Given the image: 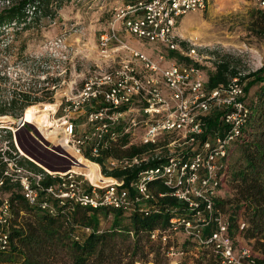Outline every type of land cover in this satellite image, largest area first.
<instances>
[{
    "label": "built area",
    "instance_id": "obj_1",
    "mask_svg": "<svg viewBox=\"0 0 264 264\" xmlns=\"http://www.w3.org/2000/svg\"><path fill=\"white\" fill-rule=\"evenodd\" d=\"M120 1L124 3L111 8L106 31L97 38V55L105 67H96L64 103L44 107L52 118L59 110L63 113L59 129L64 147L55 150L58 147L46 146L30 133L38 145L70 168L52 169L23 155L19 148L13 151L5 147L0 149L3 177L20 185L28 205L48 215L55 213L53 202H68L72 208L113 209L142 218L169 213L167 225L149 232V240L160 245L168 264H178L185 255L173 244L180 232L210 251V264H261L251 247L238 244L230 235L229 222L216 204L224 181L229 179V156L233 147L244 141L251 118L240 81L242 74L227 85L208 90V78L194 64L202 57L194 45L183 46L177 33L181 18L206 11L211 0ZM255 3L264 11V0ZM35 9L29 4L26 12L33 14ZM127 37L163 47L169 54L177 52L192 64L170 62L165 66L161 52L153 61L127 43ZM41 107L43 112V104ZM211 116H217L218 123L208 131L205 120ZM17 120L15 131L8 128L13 134L33 126L23 121L17 125ZM134 145L146 148L132 156L113 155ZM85 154L106 157L103 163L107 171H138L129 184L113 177L92 183L73 170L79 166L78 157L88 160ZM21 158L38 170L20 165ZM47 177L55 182L45 185ZM156 186H163L167 192L157 193ZM165 197L175 199L177 206L164 203ZM9 220V203L4 198L0 207V252L10 248ZM236 224L239 233L248 229L245 221ZM206 229H210L207 236ZM83 232L89 233L87 229Z\"/></svg>",
    "mask_w": 264,
    "mask_h": 264
},
{
    "label": "rangeland",
    "instance_id": "obj_2",
    "mask_svg": "<svg viewBox=\"0 0 264 264\" xmlns=\"http://www.w3.org/2000/svg\"><path fill=\"white\" fill-rule=\"evenodd\" d=\"M6 1L0 0V10L6 6ZM9 1L14 4L18 0ZM122 3L124 1L120 0H49L48 6L46 7L45 4L40 6L37 14L27 11L26 23L18 26L14 24L4 26L3 33L0 31V100L7 94L4 90L12 89L13 85H22L23 89L31 88V94L34 97H41L40 90L44 88L53 92L52 103L43 101L30 106L37 108L40 112L43 104L41 113L49 115L51 128H44L43 134L34 126L26 130H18L15 134L9 130L15 151L21 148L27 157L43 162L52 169L64 171L70 168L69 164L57 161L47 150L38 145L30 133H33L37 140L45 143L46 146L49 144V146L58 147L55 150H60V146L64 147V139L59 129L63 113L59 110L52 118L51 114L44 111V107L64 103L67 97H72L80 89L96 67H105L97 55V38L100 33L106 31L111 17V8ZM261 14L264 15V11L258 8L255 0H211L206 11L191 12L181 18L177 33L183 46L191 48L194 45L196 53L202 57L201 61L195 62L203 70L205 79L210 72L214 71L216 64L223 61H228L231 68L243 77L258 71L264 65V38L258 33ZM127 40V43H131L153 61L157 60L158 53L161 52L166 59L165 66L170 62L192 64L183 55L175 52L173 53L175 56L171 57L172 53L169 54L163 47L142 39L127 37ZM117 61L111 66H115ZM249 80L241 81L243 87ZM259 86H252L248 93H245V102L249 107H252L255 102ZM17 119L9 115L0 116V130L10 128L15 131ZM81 122L84 120H80ZM246 130L249 131V125ZM1 131L0 148H5L7 147L6 133L4 130ZM64 149L74 154L67 146ZM125 151H115L113 155L118 157ZM240 151L239 145H235L229 156L231 173L235 170V163L241 156ZM87 162L92 163L88 160L83 161L86 164ZM93 168L96 171L95 166ZM73 170L83 175L88 173L80 170L78 166ZM98 170H100L97 171L99 175L105 178L101 167ZM261 176L264 180V170ZM87 177L89 178L88 175ZM90 181L93 182V180ZM236 183L231 182L230 177L226 179L224 188H221L217 199L223 204L219 208L229 223L232 216L235 217L236 222L245 220L244 208H238V205L235 207V203H231V199H235L236 196L234 188ZM88 186L86 182L84 188L87 189ZM99 221V229L107 231L111 225L112 214L106 217L100 214ZM125 224L127 225V222ZM132 238L130 234V239ZM234 238H237L238 244L251 247L258 256L259 262L264 264V255L254 249L253 240L246 241L239 232H235ZM117 242L120 246V241L117 240ZM173 244L185 252V255L177 260L178 264H210V251L196 246L194 241L183 232L175 237ZM141 245L145 253L142 255L138 251L134 264L169 263L161 249L150 253V247L145 240ZM128 258L122 254L121 263L127 264Z\"/></svg>",
    "mask_w": 264,
    "mask_h": 264
},
{
    "label": "trees",
    "instance_id": "obj_3",
    "mask_svg": "<svg viewBox=\"0 0 264 264\" xmlns=\"http://www.w3.org/2000/svg\"><path fill=\"white\" fill-rule=\"evenodd\" d=\"M8 6L0 10V31L4 26L20 25L26 23V7L29 4L35 6L34 15L40 10V6L47 7L49 0H18L12 4L9 0ZM258 22V33L264 38V15ZM171 57L175 56L170 55ZM189 61V60H187ZM195 66L199 67L197 64ZM264 65L256 72L248 73L240 77V81L249 80L244 91L248 93L250 87L260 85L255 102L251 108V118L248 123L249 131L244 141L238 144L241 156L235 163V170L231 173L230 164L228 177L235 185V207L244 208L245 222L248 229L241 232L246 240H253L254 249L264 255V180L261 173L264 170ZM240 74L231 68L228 61L216 64L213 72L208 75L206 88L208 90L218 86L227 85L229 80ZM4 80V78H2ZM242 83V82H241ZM38 91V90H37ZM36 91V92H37ZM5 96L0 100V116H12L17 119L30 106L43 101L52 103L53 92L47 88L41 89V97L32 96L31 88L23 89L22 85L12 86ZM217 116H211L205 120L207 130L217 127ZM6 133L7 147L13 151L12 134L2 128ZM0 130V132H2ZM146 146H131L118 157L132 156L142 152ZM2 149V147L0 148ZM121 153V152H120ZM1 156V151H0ZM85 157L102 167V174L106 178H123L129 184L138 169L126 171H107L104 167V158ZM243 160V161H241ZM241 161V162H240ZM20 165L33 170H38L26 159L20 160ZM236 166H238L236 168ZM5 165L0 159V207L3 199L7 198L10 209V248L8 252H0V264H122V254L128 258L127 264H134V258L138 251L144 255L145 251L141 245L142 241L150 247V253L158 252L161 247L158 243L149 240V232L157 227L167 225L169 213L142 218L140 216H125L119 211L106 208H83L76 205L74 208L67 202L58 205L53 202L54 214H47L36 206H30L21 195L20 185L3 177ZM55 180L47 177L44 184H52ZM157 193H166L163 186H156ZM169 206H177L175 199L165 197L162 199ZM230 203V204H231ZM218 207L223 204L216 201ZM240 204V205H239ZM112 214L110 228L107 231L99 229V216ZM127 222V225L125 224ZM229 233L231 236L238 232L236 219L230 218ZM88 230L89 233L83 232ZM78 231L82 232L79 233ZM210 229L205 230L209 235ZM130 234L132 239H130ZM78 239L76 240V238ZM120 241V246H118Z\"/></svg>",
    "mask_w": 264,
    "mask_h": 264
},
{
    "label": "bare ground",
    "instance_id": "obj_4",
    "mask_svg": "<svg viewBox=\"0 0 264 264\" xmlns=\"http://www.w3.org/2000/svg\"><path fill=\"white\" fill-rule=\"evenodd\" d=\"M11 121L14 122V120H11ZM22 121L25 122V124L28 123V124L33 125L36 129L38 128L37 129L38 132H40L42 134L45 132L44 128L49 129L52 126V124L49 121V115L48 114H43V113H41V111L39 112V110L37 108H34V107H28L25 110V114L22 117ZM20 151H21V153H23V155H26L21 150V148H20ZM30 159H32V158H30ZM83 161L84 160L81 157H78V160H77L76 164L79 165L78 167H79L80 170H85L86 172L89 173V174L88 173H84V176L88 180H89V178H90V180H93V182L91 181L92 183H97L99 181H102L103 177L101 175H99V173L97 172L98 169H99L98 164L93 163V162L92 163L87 162V164H90V165H87L86 163H83ZM93 166H95L96 171L94 170ZM87 175L89 176V178L87 177Z\"/></svg>",
    "mask_w": 264,
    "mask_h": 264
},
{
    "label": "water",
    "instance_id": "obj_5",
    "mask_svg": "<svg viewBox=\"0 0 264 264\" xmlns=\"http://www.w3.org/2000/svg\"><path fill=\"white\" fill-rule=\"evenodd\" d=\"M21 122H22V120H21V119L17 120V125H20V124H21Z\"/></svg>",
    "mask_w": 264,
    "mask_h": 264
},
{
    "label": "crops",
    "instance_id": "obj_6",
    "mask_svg": "<svg viewBox=\"0 0 264 264\" xmlns=\"http://www.w3.org/2000/svg\"><path fill=\"white\" fill-rule=\"evenodd\" d=\"M222 188H224V184L222 185Z\"/></svg>",
    "mask_w": 264,
    "mask_h": 264
}]
</instances>
